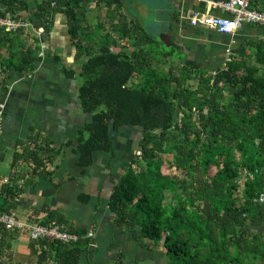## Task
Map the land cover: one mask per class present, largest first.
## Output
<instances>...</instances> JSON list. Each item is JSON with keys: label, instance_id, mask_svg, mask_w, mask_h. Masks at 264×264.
<instances>
[{"label": "trees", "instance_id": "1", "mask_svg": "<svg viewBox=\"0 0 264 264\" xmlns=\"http://www.w3.org/2000/svg\"><path fill=\"white\" fill-rule=\"evenodd\" d=\"M89 1L106 8L116 50L101 24L94 27L98 40L82 32V0H45L36 15L45 33L55 15H64L75 58L85 59L81 72L73 74L79 105L89 117L75 138L79 167L89 168L96 152L113 153L111 129L142 128L108 199L114 225L139 243L161 242L170 264H264V234L250 228L264 222V203H255L264 193L263 42L250 43V53L240 49L239 60L208 73L179 60L173 45L165 47L148 28L129 20L123 0ZM19 4L3 0V12L14 15ZM41 42L32 29L0 28V91L13 75L36 68ZM160 60L169 62L167 68H157ZM134 76L139 81L129 88ZM29 140V150L15 155V163H26L18 172L52 179L63 146L37 133ZM172 169L176 175L169 174ZM241 178L240 187L235 180ZM22 191L23 185H0V211L10 213L9 203ZM31 222L64 224L53 212ZM65 224L79 240L31 241L37 264H79L90 239L86 230ZM122 259L117 253L109 264H124Z\"/></svg>", "mask_w": 264, "mask_h": 264}, {"label": "crops", "instance_id": "2", "mask_svg": "<svg viewBox=\"0 0 264 264\" xmlns=\"http://www.w3.org/2000/svg\"><path fill=\"white\" fill-rule=\"evenodd\" d=\"M17 1L20 4L14 16L28 22L34 29L41 27L36 13L37 7L45 0ZM123 1L129 20L143 27L146 26L142 19L161 25L160 32L154 34L164 46L169 48L173 45L180 54L179 60L192 62L204 72L214 73L224 68L227 51L234 54L233 59L239 60L238 50L245 49L250 53V43L264 44V29L260 26L245 24L225 35L211 27L190 24L189 19L194 12L228 15L202 0ZM252 4L264 12V0H252ZM103 10L107 20L106 8ZM40 37L48 49L36 68L27 75H13L7 89L0 91V105H3L1 184L12 185L23 180L22 193L17 201L13 199L9 203L10 213L22 222H41L48 212H53L63 220V225L66 226L67 222L74 229L86 230V235L91 233L92 236L88 237L90 244L79 264H109L117 253H122L124 264H170L161 243L134 240L130 233L114 225V216L107 208L112 188L136 150L133 135L138 131L122 128L111 132L113 153L96 152L92 165L82 170L78 165L75 138L89 117L79 105V80L73 74L81 72L85 59L75 58L76 50L62 14L54 16L49 31ZM131 82L132 78L128 82L129 88H133ZM36 133L56 147L63 146L57 159V169L50 180L27 177L18 172V165L24 167L25 161L15 163V155L29 150V139ZM12 163L17 166L16 170ZM2 201L0 196V209ZM250 228L264 234V222H253ZM30 242L26 231L9 232L0 227V264H37L36 251L29 247Z\"/></svg>", "mask_w": 264, "mask_h": 264}, {"label": "built area", "instance_id": "3", "mask_svg": "<svg viewBox=\"0 0 264 264\" xmlns=\"http://www.w3.org/2000/svg\"><path fill=\"white\" fill-rule=\"evenodd\" d=\"M205 1L207 4L212 5L216 9L228 14L227 16H214L207 13H192L189 21L192 25H203L213 28L219 34L229 35L240 29L243 25H256L264 29V12L256 9L252 0H223L219 2ZM0 28L6 32L16 33L21 29H32L37 36L44 34L42 27L33 28L31 24L24 20L10 14L3 12V0H0ZM47 45L43 42L40 43V49L37 56L43 58L47 52ZM226 63L234 58V54L230 51L226 53ZM3 124V105H0V133ZM139 155V152H136ZM0 185L1 179H0ZM17 186L23 185V180L16 183ZM18 194L14 201H17ZM255 203H264V193L260 194ZM0 227L9 232H23L26 231L30 241H38L48 239L51 241H58L64 245H71L79 240V236L75 233L68 231L64 225L48 224L41 225L31 221H19L13 213H5L0 211ZM88 234L87 237H91ZM161 243V242H160Z\"/></svg>", "mask_w": 264, "mask_h": 264}, {"label": "rangeland", "instance_id": "4", "mask_svg": "<svg viewBox=\"0 0 264 264\" xmlns=\"http://www.w3.org/2000/svg\"><path fill=\"white\" fill-rule=\"evenodd\" d=\"M89 0L84 1L83 6H81V21H82V32L83 33H88L91 34L93 36L94 40H98L100 38V32L95 30V26L97 24H101L103 27V32L107 33L109 35V46L111 47L112 50H116V48L114 47V45L117 43L118 44V40H117V35H115V33H113L111 31V27L110 25L107 23V20L104 19V12L105 10H103L104 7H97L95 5H90ZM90 7V9H89ZM102 8V9H101ZM101 9V12H100ZM142 22L144 23V25L148 28V31H150L151 33H155L158 34L161 30V25H158L157 23H151L150 21H144L142 19ZM151 24V25H150ZM160 66H157L158 69H162V68H167L166 67V63L167 62H162L160 60ZM177 64V62L175 63ZM138 76H134V78H132V87L134 88L136 83L138 82ZM191 86H194V82H191ZM228 99V93L224 92V97H223V102H227ZM140 137L139 132H135L133 135V140H134V146L136 148V143L138 141ZM136 154V153H135ZM169 174L172 175H176L177 172H175L173 169L169 171ZM235 183L239 184L240 187L242 185V178L240 180H235ZM169 199V194H166V200L168 201Z\"/></svg>", "mask_w": 264, "mask_h": 264}, {"label": "water", "instance_id": "5", "mask_svg": "<svg viewBox=\"0 0 264 264\" xmlns=\"http://www.w3.org/2000/svg\"><path fill=\"white\" fill-rule=\"evenodd\" d=\"M160 39H162V41L165 42V39L163 37H161ZM165 45L167 46V42H165ZM123 129L128 130V131L129 130L139 131L140 133L142 132V128H136V127H133V128H131V127H124ZM110 131L113 132L112 129Z\"/></svg>", "mask_w": 264, "mask_h": 264}]
</instances>
